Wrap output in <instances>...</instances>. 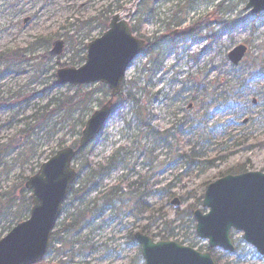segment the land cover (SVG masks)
<instances>
[{
	"label": "rangeland",
	"instance_id": "1",
	"mask_svg": "<svg viewBox=\"0 0 264 264\" xmlns=\"http://www.w3.org/2000/svg\"><path fill=\"white\" fill-rule=\"evenodd\" d=\"M247 3L0 0V55L26 50L38 38L50 41L47 50L26 56L31 60L26 64L0 68V196L37 174L61 144L66 147L78 141L81 124L109 100L103 84L58 86L56 74L85 64L87 48L82 52V47L108 31L110 21L105 27L104 18H111L117 4L122 7L121 16L136 28L135 35L157 44L156 55L143 53L126 75L131 85L125 94L132 90L143 121L132 111V103L115 101L111 122L85 152L89 167L80 166L82 158L74 162L79 172L74 190L84 187L85 191L78 198L69 194L55 232L80 211L89 213L88 220L77 232L60 235L63 242L51 243L42 264H66L72 257L74 264H145L137 260L140 247L131 244V237L151 225L149 218L157 219L161 211L164 219L174 221L176 211L197 204L209 185L227 175H238L234 173L238 168L245 170L242 173H264V13L252 15L246 10ZM180 7L182 12L175 17ZM26 19L28 23H24ZM178 20L179 26L168 28ZM192 26L197 32L190 35ZM176 30L184 35L163 38ZM67 38L75 43L76 53L66 43L60 57H51L53 42H66ZM239 45L249 51L234 66L228 56ZM74 59L76 65H72ZM254 74L255 80H251ZM236 78L251 83L244 89ZM234 86L238 88L234 90ZM229 92L247 102L244 115L234 117L220 105ZM90 93L91 98L79 104L80 97ZM122 132L124 138L118 145ZM193 152L202 154L195 159L198 164L187 158ZM101 167L109 170L102 172ZM91 174L96 175L93 181H89ZM135 182L142 183L140 193L148 194L142 201L153 213H136L137 194H131L129 188ZM115 188L121 193L112 197L113 206L108 207L107 197ZM173 198L182 201L177 210L171 205ZM199 209L207 213L202 205ZM11 224L12 217L0 222L3 237ZM186 226L173 227L177 237L172 241L180 243L187 235L192 243L186 246L206 252L207 242L194 237L192 226ZM161 229L158 221L150 233L157 235ZM232 237L239 251L231 254L230 262L241 255L243 264H264V258L243 240L242 232L233 231ZM72 242L76 243L70 245ZM214 251L227 254L216 249L214 255Z\"/></svg>",
	"mask_w": 264,
	"mask_h": 264
},
{
	"label": "water",
	"instance_id": "2",
	"mask_svg": "<svg viewBox=\"0 0 264 264\" xmlns=\"http://www.w3.org/2000/svg\"><path fill=\"white\" fill-rule=\"evenodd\" d=\"M246 10L252 15L264 12V0H248ZM126 18L116 14L108 31L88 45L85 65L58 71V86L101 83L111 91V99L89 119L77 150L71 147L60 150L27 181L25 188L31 192L32 201L30 218L0 240V264H37L47 255L63 203L77 178L72 167L77 151L100 136L112 119L114 99L121 94L127 71L146 47L145 41L133 36ZM64 46L63 41L55 42L50 55H61ZM247 51L246 46L235 48L229 54L232 64L239 65ZM172 205L179 208L180 199L174 198ZM202 207L209 212H195L196 234L208 241L211 249L235 252L232 232L237 231L264 257V173L250 172L219 179L208 186ZM135 239L146 264H193V261L215 264L210 253H200L177 242L155 243L141 233Z\"/></svg>",
	"mask_w": 264,
	"mask_h": 264
},
{
	"label": "trees",
	"instance_id": "3",
	"mask_svg": "<svg viewBox=\"0 0 264 264\" xmlns=\"http://www.w3.org/2000/svg\"><path fill=\"white\" fill-rule=\"evenodd\" d=\"M122 7L117 4V7L115 9V12H111V18L121 12ZM182 12V8H178L174 13H175V17L178 13ZM109 16L104 18V22L103 25L105 27H107L110 19ZM181 24V20H178V22H176L175 24L173 22H170L168 25V28L171 29V27H177ZM133 31H136V28L133 27ZM195 30H191V33H195ZM141 37V36H140ZM142 38V37H141ZM50 41L46 38H40L35 40L33 43L29 44L26 50H17L12 52H6L5 54L0 56V66L1 65H10L13 63H22V61L24 60V58L27 55H34L38 50L40 49H45L47 47V45H49ZM66 43L68 45H72V47H69L70 49L73 50V52L76 53V50L74 49L75 47V43L67 38ZM153 44L149 43L148 47L146 48L145 54L148 55L149 57H154V55H156V52L154 49H152ZM87 48V46H83L82 47V52L85 51V49ZM252 62V61H251ZM72 65H76V61L75 59L72 62ZM253 66H256L257 64L252 63ZM261 74V73H260ZM255 76L256 74L252 75V77L250 78L251 80H255ZM262 77L264 78V75H262ZM258 78V77H257ZM250 79H245V80H240L239 78H236L235 81L237 83V85H240L241 87H243L244 89L250 85ZM231 82L228 83V85ZM131 85V83L128 82H124L123 84V90H122V94L120 96V100L124 101V102H128V103H132L133 105H135V114L140 118L141 121L142 120V109L139 106V102L136 99V96L131 92L128 91L125 94V90L126 88ZM103 87V86H101ZM237 86H234L233 89L235 90ZM238 88V87H237ZM236 88V89H237ZM235 92V91H234ZM109 94V91H108ZM92 94H87L86 96H84L85 98H83V96L80 97L79 99V104H83L85 103V99L89 100L91 98ZM84 101V102H83ZM73 102V101H72ZM72 102L68 103V105H71ZM252 103V102H251ZM223 104L224 105V109L225 112H229L232 116L234 117H238V116H242L246 113L247 111V102L243 103L241 101L240 98H237L236 94H231L229 92L228 96L225 97L223 99V101H220V105ZM82 128L84 127V124H81ZM78 135L80 136V132H78ZM71 146H73L75 149L78 146V141L74 142L73 144H71ZM64 146L63 144L60 145V149H62ZM85 152L81 151L78 153V157L76 158V160H80L82 158V161L80 162V166L83 167H89V164L87 162V160L84 158L85 156ZM202 154L200 153H195L193 152V155L191 156H187V158L190 161H193V163L196 162L195 159L200 158ZM186 156H184L185 158ZM1 164V163H0ZM198 164V163H195ZM190 165V164H189ZM210 165H213V162L210 163ZM107 170H109V168H103L101 167V171L102 172H106ZM243 171H245L243 168H238L234 173H238L241 174ZM229 173H233V172H229ZM228 173V174H229ZM91 178L89 181H93L96 178V175L91 174ZM27 179H24L23 182L14 185L13 187L9 188L7 191L3 192L0 196V222L2 221V219L6 218V217H12V224L11 226L8 228V231L10 232L12 230V225L15 223L16 225L27 220L29 218V214H30V210H31V199L29 197L30 193L25 189L24 187V181H26ZM138 182L132 183L130 184L129 188H130V193L131 194H137V201H136V213L137 214H146V213H153V211H151V209L147 208V204L146 202L142 201V198H146L148 196V194H141V186L142 183L140 182V186L138 185ZM136 186H139L136 188ZM83 191H85L84 187L81 190H74V187L71 189V195H73L75 198H78ZM119 190H113L112 194L110 196L107 197V201H106V205L108 207H112L113 206V202H112V197L113 198H117L119 195ZM140 193V194H139ZM202 200H203V196L197 201V204L190 206L188 209H186L184 212H179L176 211L175 212V219L172 222L167 221L166 219H164V215L162 214V212L160 211V216L157 217V219L153 218H149V220L151 221V225H147L146 227L142 228V232L144 234H147L148 236H150L153 240L159 239L160 241H172L175 240V238L177 236L174 235V229L173 227H176L178 223H181L182 226H177L176 229H184L185 227L187 228L188 226H186L187 224L192 226V229L194 231L193 236L196 237V223L194 220V213L197 210V206L198 205H202ZM157 214V211L155 212ZM88 212L85 211H80L77 215H72L70 218V221L66 222L64 224V226L61 227V229H59L58 231L54 232L51 242L53 243L54 241H59V242H63V240L60 239V235L62 234H66V235H70L72 233L77 232L78 229H82L84 227V225L86 224L87 220H88ZM158 221H161V231L159 234L157 235H153L152 233H150V229L155 226L157 224ZM4 236V233H0V239ZM59 237V238H58ZM131 244H135L134 242V238L133 235L131 237ZM179 242V241H178ZM76 242H72L70 245H74ZM183 245H187L188 243H192V241L190 240L189 237H187V235L183 236V240L182 242H180ZM204 248L200 249V251L202 252ZM206 251L211 252L212 250L209 249L208 246H206ZM239 249L237 248L236 252L238 253ZM58 254L60 253V251H56ZM215 253V252H214ZM231 256V254L227 253L225 255L221 254V255H217L215 253V255L213 254V258L216 264H243V260L240 258L241 255H239L238 259H236L233 262L229 261V257ZM73 260H71L69 263L66 264H74V257H72ZM137 260L142 262V257H141V253H138L137 256ZM62 264V263H59ZM134 264V263H133Z\"/></svg>",
	"mask_w": 264,
	"mask_h": 264
},
{
	"label": "flooded vegetation",
	"instance_id": "4",
	"mask_svg": "<svg viewBox=\"0 0 264 264\" xmlns=\"http://www.w3.org/2000/svg\"><path fill=\"white\" fill-rule=\"evenodd\" d=\"M29 22V21H28ZM28 22H25V23H28ZM182 35H184V33L182 32V33H180V36H182ZM38 39H40V38H38ZM37 40V39H36ZM48 46V45H47ZM47 48V47H46ZM46 48L45 49H40V50H42V51H44V50H46ZM40 50H38V51H40Z\"/></svg>",
	"mask_w": 264,
	"mask_h": 264
},
{
	"label": "snow or ice",
	"instance_id": "5",
	"mask_svg": "<svg viewBox=\"0 0 264 264\" xmlns=\"http://www.w3.org/2000/svg\"><path fill=\"white\" fill-rule=\"evenodd\" d=\"M193 264H195V261H193Z\"/></svg>",
	"mask_w": 264,
	"mask_h": 264
}]
</instances>
